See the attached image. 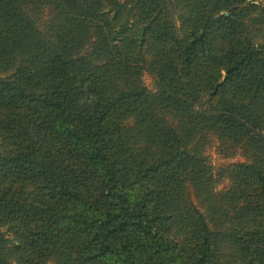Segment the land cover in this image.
Listing matches in <instances>:
<instances>
[{"label": "trees", "instance_id": "16d2710c", "mask_svg": "<svg viewBox=\"0 0 264 264\" xmlns=\"http://www.w3.org/2000/svg\"><path fill=\"white\" fill-rule=\"evenodd\" d=\"M256 1L0 0V264H264Z\"/></svg>", "mask_w": 264, "mask_h": 264}, {"label": "rangeland", "instance_id": "374dc122", "mask_svg": "<svg viewBox=\"0 0 264 264\" xmlns=\"http://www.w3.org/2000/svg\"><path fill=\"white\" fill-rule=\"evenodd\" d=\"M256 2L258 4H263L264 0H257ZM143 82L149 89L151 90L153 89L152 78L148 73H145L143 75ZM218 144L219 143L216 140V138L212 137L211 142L206 149V154L208 155L210 163L215 171H217L218 169L222 167L228 166L230 164L239 163V162L244 161V157L242 156L240 151H237L231 156H227V157L222 156L217 151ZM228 185H229V181L225 179L224 181H222L221 183L217 185V190L223 191L226 188H228ZM191 200H194L192 195H191ZM49 264H52V263H49Z\"/></svg>", "mask_w": 264, "mask_h": 264}]
</instances>
